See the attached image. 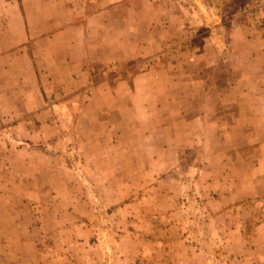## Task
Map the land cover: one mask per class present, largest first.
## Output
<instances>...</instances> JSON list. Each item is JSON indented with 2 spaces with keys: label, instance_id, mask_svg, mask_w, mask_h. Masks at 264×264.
<instances>
[{
  "label": "rangeland",
  "instance_id": "obj_1",
  "mask_svg": "<svg viewBox=\"0 0 264 264\" xmlns=\"http://www.w3.org/2000/svg\"><path fill=\"white\" fill-rule=\"evenodd\" d=\"M1 36L0 64L31 57L45 96L19 129L3 123L0 98V155L5 142L48 157L26 158L36 172L5 170L0 182L9 198L0 227L24 236L22 263L264 264V124L235 122L247 110L221 102L242 98L226 88L241 67L237 44L264 36V0H0ZM75 39L105 40V57L120 61L84 62L77 89L47 93L49 64L62 85L61 73L74 71ZM146 72L150 90L134 95ZM196 81L200 92L159 103L160 91ZM118 84L126 90L114 93Z\"/></svg>",
  "mask_w": 264,
  "mask_h": 264
},
{
  "label": "crops",
  "instance_id": "obj_2",
  "mask_svg": "<svg viewBox=\"0 0 264 264\" xmlns=\"http://www.w3.org/2000/svg\"><path fill=\"white\" fill-rule=\"evenodd\" d=\"M64 34V32L62 33ZM7 36H1L0 37V52H5V42L3 43L2 40H4ZM56 37V36H55ZM261 38H255L252 36H248L243 38L241 40L240 44H237V46H241L242 52L239 55L237 59L238 65L240 64L241 67L238 68V70L232 71V81L229 82V85L226 88V93L230 95H239L242 94L240 97H249L245 100H229L225 101L221 99V102L225 106H232V107H239L241 109L247 110V114L245 113L243 117L242 115L236 117L235 122H246L247 116H249L248 119L253 118L255 122L257 123H263L264 124V36H260ZM85 38V37H84ZM55 39V38H54ZM80 40L75 39L68 42V45H71V48L73 47V50H77L78 53H73V55H76L73 60V67L74 71L71 72L69 70H64L60 76H65L68 79L65 80L61 78L62 80H65L67 82L66 85L60 84L59 82L58 73L55 65L47 67V70L45 69V72L43 74L44 79L46 80L48 86L52 87L47 91V93H52L53 89H56L58 86H62L64 90L72 91L73 88L77 89L78 83V76L81 74H84L83 72V64L84 62L90 61L91 63L99 62V63H110V62H116L120 60H115L111 58L105 57V52H107V43L105 40H100L96 47H94V43L91 46H88L87 39L81 40V44L79 42ZM10 41L6 40V44ZM77 45V46H76ZM11 47V48H10ZM7 48V51L12 50V46ZM97 49V50H96ZM101 50H104L100 53ZM6 53V52H5ZM4 54V53H3ZM12 55H15V53H11ZM102 55V57H101ZM6 56V55H5ZM72 56V54L70 55ZM22 57V56H21ZM4 57H0V59H3ZM31 58V57H30ZM30 58H21V67H15L18 64V61L20 58L17 56L13 57L11 56L10 62L6 66L5 64H0V69L3 73V78L1 79V82L3 84L7 85V88H4L3 90H0V93H4L0 96L2 99V103H7V111L5 112V118L3 116H0L4 119L3 123H7V125H14L15 128L19 129L22 125H26L25 118L26 116H29L33 114L36 110H39L43 107V100L45 98L43 93V88L41 85V77L39 76L42 71L38 69V66L36 64L35 60H32ZM97 58V59H96ZM11 60H14L13 64H11ZM14 64H16L14 66ZM71 64V62H69ZM248 64V65H247ZM12 67L15 69H19L18 74H15L14 72H10L12 70ZM150 72L143 73L141 75H138V77L133 79V87L131 88V92L136 95L135 93L140 92L143 93L147 90H150L147 86H144L140 84L144 77L150 76ZM14 75V76H13ZM85 75V74H84ZM77 76V77H75ZM146 78V79H147ZM88 79V77H87ZM199 83H204L203 79L198 81ZM68 83V84H67ZM124 83V82H123ZM2 84V86H4ZM198 85L197 81L194 83V85L191 88L187 89H180L183 86H177L172 84L167 90L164 92L160 91L161 94H157V98L161 100L159 103H165L168 102L166 100L169 98L171 93L173 91H178L180 94L183 93L182 90L190 92V94H194V91L200 92V87L204 88L206 83ZM199 86V88H195ZM206 88V87H205ZM123 90L126 88L123 84H118L113 88V92L117 93L119 90ZM206 92V90H204ZM209 92V91H207ZM256 93V94H253ZM47 96V95H46ZM179 97V96H178ZM250 97L252 98V101H250ZM257 98V100H254L253 98ZM45 102V101H44ZM177 110L182 109L183 113H181V117L178 119V122L180 123L182 121V114L183 118L186 119V109H185V102H183L181 99H179L177 102ZM191 103V102H190ZM199 105H202L200 102ZM220 103L216 102L215 106L219 107ZM210 110L212 109L209 108ZM251 110V111H250ZM211 111L207 113V116L211 115ZM206 116V117H207ZM16 117V118H15ZM135 116H132L130 118H133ZM201 120V118L198 117L197 114L193 116V120ZM135 123V120H132ZM207 123L209 122V127L212 129V125L216 123V119L214 117H210L208 120L206 119ZM187 122V123H186ZM186 124H190L188 120H185ZM194 130V128H193ZM193 130L191 131H183V134L187 138V144L190 141H194L195 138L193 136ZM31 132L28 133L30 136ZM42 137H45L44 139L52 137L48 136L46 133H41ZM39 140H42V138H39ZM4 143V150L2 151V155H0V176L1 180H3V176H5V170L12 169V171L16 172L15 168H23V169H29L31 171L33 169L34 172H36L37 166L36 164H31L26 162V158H29L30 160L32 157L35 158H43L46 157L45 155H40L38 153H29L27 151L18 150L16 146H11L9 144ZM260 147L264 151V139L263 143L260 145ZM7 153H5V152ZM185 151L182 150V153L179 157H183ZM101 155V154H99ZM48 158V157H46ZM148 163L145 162L144 164L138 163V167L147 166ZM152 169L149 170L151 172ZM3 174V175H1ZM7 185H0V191H7ZM9 198L4 197V195L0 196V203L4 205V203H7ZM7 200V201H6ZM5 210L2 209L0 212V220L3 218ZM7 230H5L4 227H0V250L1 254L4 255L2 257V264H24L22 263L23 255L24 253L22 251L23 248H25V245L27 243L23 239V235L20 233V231H15L14 238L7 237ZM12 234V233H11Z\"/></svg>",
  "mask_w": 264,
  "mask_h": 264
},
{
  "label": "trees",
  "instance_id": "obj_3",
  "mask_svg": "<svg viewBox=\"0 0 264 264\" xmlns=\"http://www.w3.org/2000/svg\"><path fill=\"white\" fill-rule=\"evenodd\" d=\"M40 147V146H39ZM52 147V146H51ZM36 148L37 149H35V150H33V151H38L39 150V148H38V146H36ZM44 148H46V147H44ZM42 149L41 151L42 152H44V153H46V154H48L49 153V155H51V154H56L57 152L55 151V149L54 148H46V149ZM31 150V149H30Z\"/></svg>",
  "mask_w": 264,
  "mask_h": 264
}]
</instances>
